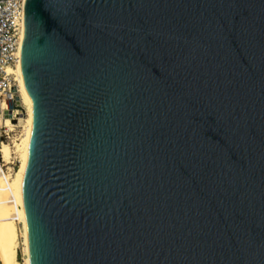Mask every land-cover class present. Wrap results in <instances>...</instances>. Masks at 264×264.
<instances>
[{
  "label": "water",
  "instance_id": "95a60500",
  "mask_svg": "<svg viewBox=\"0 0 264 264\" xmlns=\"http://www.w3.org/2000/svg\"><path fill=\"white\" fill-rule=\"evenodd\" d=\"M28 264H264V0H25Z\"/></svg>",
  "mask_w": 264,
  "mask_h": 264
},
{
  "label": "bare ground",
  "instance_id": "6f19581e",
  "mask_svg": "<svg viewBox=\"0 0 264 264\" xmlns=\"http://www.w3.org/2000/svg\"><path fill=\"white\" fill-rule=\"evenodd\" d=\"M22 35L23 25L20 36L19 62L15 71L8 69V72L17 75L19 103L14 110L4 108L0 112V129L4 127L7 132L12 133L11 143L0 142V157L4 165L12 164L15 160L19 165L17 170L13 173L8 172L4 180L0 182V264H28L22 224L19 178L30 151L34 115L33 101L28 96L20 72ZM19 128L20 130L17 132L16 129ZM15 210H17V214H15Z\"/></svg>",
  "mask_w": 264,
  "mask_h": 264
},
{
  "label": "built area",
  "instance_id": "2783aa9c",
  "mask_svg": "<svg viewBox=\"0 0 264 264\" xmlns=\"http://www.w3.org/2000/svg\"><path fill=\"white\" fill-rule=\"evenodd\" d=\"M23 4L24 0H0V112L4 108L14 110L19 103L17 75L8 72V69L15 71L19 62ZM0 133V140L3 139L5 143L12 142L11 133L5 128H1ZM0 162V171L14 172L15 167L4 165L1 157Z\"/></svg>",
  "mask_w": 264,
  "mask_h": 264
},
{
  "label": "rangeland",
  "instance_id": "374dc122",
  "mask_svg": "<svg viewBox=\"0 0 264 264\" xmlns=\"http://www.w3.org/2000/svg\"><path fill=\"white\" fill-rule=\"evenodd\" d=\"M2 128H4V127H2ZM20 130V128L19 129H16V131L18 132ZM10 136H12V133L10 134ZM0 142H3V139H1L0 140ZM1 163V162H0ZM7 167H11V166H14L15 168H14V171L15 170H17L18 169V163H17V160H15L14 161V163H13V165H11V164H9V165H6ZM13 168V167H12ZM7 173H5V172H3V171H0V182L1 181H3L4 180V177H5V175H6ZM16 212H15V214H17V210H15ZM18 228H20L19 226H18ZM18 251H20V248H18Z\"/></svg>",
  "mask_w": 264,
  "mask_h": 264
}]
</instances>
